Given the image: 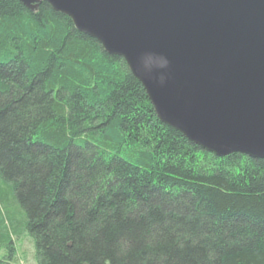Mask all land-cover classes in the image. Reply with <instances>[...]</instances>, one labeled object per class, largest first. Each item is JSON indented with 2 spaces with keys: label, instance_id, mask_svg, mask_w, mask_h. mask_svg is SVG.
I'll return each instance as SVG.
<instances>
[{
  "label": "trees",
  "instance_id": "16d2710c",
  "mask_svg": "<svg viewBox=\"0 0 264 264\" xmlns=\"http://www.w3.org/2000/svg\"><path fill=\"white\" fill-rule=\"evenodd\" d=\"M0 247L37 264H264V160L162 124L126 63L0 0Z\"/></svg>",
  "mask_w": 264,
  "mask_h": 264
},
{
  "label": "water",
  "instance_id": "95a60500",
  "mask_svg": "<svg viewBox=\"0 0 264 264\" xmlns=\"http://www.w3.org/2000/svg\"><path fill=\"white\" fill-rule=\"evenodd\" d=\"M47 3L123 59L157 119L202 150L264 160V0Z\"/></svg>",
  "mask_w": 264,
  "mask_h": 264
},
{
  "label": "rangeland",
  "instance_id": "374dc122",
  "mask_svg": "<svg viewBox=\"0 0 264 264\" xmlns=\"http://www.w3.org/2000/svg\"><path fill=\"white\" fill-rule=\"evenodd\" d=\"M0 211L3 213L1 205ZM20 230L19 235L13 238L15 255L12 258L8 249L0 247V264H37L34 240L23 228Z\"/></svg>",
  "mask_w": 264,
  "mask_h": 264
}]
</instances>
